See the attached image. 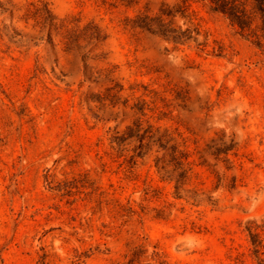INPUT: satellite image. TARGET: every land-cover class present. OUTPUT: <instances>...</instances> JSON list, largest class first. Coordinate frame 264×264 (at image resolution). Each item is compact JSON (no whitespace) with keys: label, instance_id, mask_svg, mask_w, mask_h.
Here are the masks:
<instances>
[{"label":"rangeland","instance_id":"obj_1","mask_svg":"<svg viewBox=\"0 0 264 264\" xmlns=\"http://www.w3.org/2000/svg\"><path fill=\"white\" fill-rule=\"evenodd\" d=\"M257 25L0 0V264H264Z\"/></svg>","mask_w":264,"mask_h":264},{"label":"trees","instance_id":"obj_2","mask_svg":"<svg viewBox=\"0 0 264 264\" xmlns=\"http://www.w3.org/2000/svg\"><path fill=\"white\" fill-rule=\"evenodd\" d=\"M212 11L225 16L245 34L252 33L254 23L264 39V0H205Z\"/></svg>","mask_w":264,"mask_h":264}]
</instances>
